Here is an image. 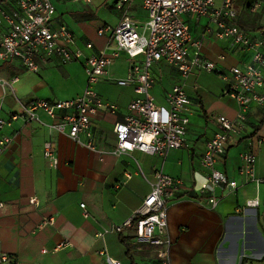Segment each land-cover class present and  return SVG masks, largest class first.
<instances>
[{"label":"crops","instance_id":"0c3cea01","mask_svg":"<svg viewBox=\"0 0 264 264\" xmlns=\"http://www.w3.org/2000/svg\"><path fill=\"white\" fill-rule=\"evenodd\" d=\"M254 1L260 6L250 11ZM263 1L235 0V22L250 35L264 25ZM52 2V27L66 26L79 45L92 42L94 53L108 52L114 46L109 32L97 34L100 27H114L127 16L139 28L147 19L141 0H129L122 8L116 7L117 0ZM92 9H97L96 14ZM183 19L192 37L201 39L202 54L221 71L249 59V53L232 50L224 41L203 37L206 17L185 15ZM4 27L0 26V36ZM130 62L120 54L108 65L104 79L94 85L99 96L118 109H99L91 117L90 139L81 134V142L72 140L53 128L55 120L44 112H39L41 122L20 116L0 131L13 136L0 157V257H8L0 264H103L99 253L103 249L122 264L156 260L158 249L137 242L133 224L122 233L112 230L139 208L156 170L179 180L167 209L172 264H264V183L238 173L242 155L252 154L256 177L264 176V105H251L244 111L241 128L216 164L229 180L236 181V187L202 192L207 170L200 158L206 141L218 130L208 114L235 119L239 110L225 93L226 81L217 73L198 69L182 77L166 62H155L150 90L155 102L165 105L166 94L177 84L184 86L194 102L185 145L165 157L139 150L116 154L113 127L128 113L127 106L135 97L131 85L120 83L128 75ZM14 77L18 80L11 86L0 83L3 118L33 99L66 100L81 94L86 86L82 63H63L57 56L40 63L36 72L17 60L0 64V78ZM259 92L264 94V84ZM48 141L56 164L44 156ZM212 195L219 197L214 208L208 202ZM43 217H52L54 223L38 228ZM104 229L108 232L101 239L96 234Z\"/></svg>","mask_w":264,"mask_h":264},{"label":"built area","instance_id":"2783aa9c","mask_svg":"<svg viewBox=\"0 0 264 264\" xmlns=\"http://www.w3.org/2000/svg\"><path fill=\"white\" fill-rule=\"evenodd\" d=\"M127 2L129 0H117L116 7L122 8ZM141 2L147 12L145 22L137 28L129 17L123 16L114 27H100L97 34L101 36L109 32L114 46L108 52L94 53L92 42L79 45L73 32L66 26L52 27L55 15L52 0H0V26L5 25L0 36V64L17 60L26 70L36 72L40 63L57 56L63 63H82L86 75V86L81 94L66 100L33 99L21 105L19 112L10 113L8 118L0 116V131L20 116L41 122L39 112H44L55 120L51 126L66 133L72 140L81 142V134L90 139L91 117L99 109L110 112L118 109L115 104L103 100L94 90V85L104 79L112 60L123 53L131 62L126 79L120 83L131 85L135 97L129 102L125 117L114 124L116 144L113 152L119 154L139 150L165 157L170 150L185 145L194 102L184 86L177 84L166 94V104H157L150 93L154 83L152 65L164 61L182 77L188 76L194 69L217 73L226 81L225 93L236 101L239 110L235 119H228L221 114H208V119L217 123L218 130L206 141L200 158L201 165L207 170L201 191L219 186L236 187V181L229 180L216 164L231 145L233 134L241 128L245 119L244 111L251 105H264V94L259 92L264 84V25L256 35H250L241 28L235 22L238 16L235 0H219L217 5L215 0ZM259 4L254 1L249 10L255 11ZM185 15L206 17L203 37L224 41L232 50L249 53V59L240 66H232L226 72L221 71L202 54L201 39L192 37L183 19ZM17 80V77L11 80L0 78V83L2 86H11ZM12 140V135L0 134V157ZM44 156L56 164L50 141L44 144ZM242 160L238 169L240 177L264 183V176L255 175V156L243 154ZM149 183L150 190L139 208L129 218L114 224L112 230L122 233L133 224L134 239L158 249L156 260L137 261L133 264H172L167 209L179 180L162 170H156ZM208 202L214 208L219 197L212 195ZM80 207L84 208V203ZM82 214L88 217L85 209ZM53 223L52 217H43L37 227L43 228ZM107 232L104 229L96 235L103 239ZM99 253L104 257L103 264H122L120 260L111 257L106 249ZM7 260L6 255L0 257V261Z\"/></svg>","mask_w":264,"mask_h":264},{"label":"rangeland","instance_id":"374dc122","mask_svg":"<svg viewBox=\"0 0 264 264\" xmlns=\"http://www.w3.org/2000/svg\"><path fill=\"white\" fill-rule=\"evenodd\" d=\"M93 7V5H91V8ZM93 10V14H96L97 9H92ZM93 24V23H92ZM27 104V103H26Z\"/></svg>","mask_w":264,"mask_h":264}]
</instances>
